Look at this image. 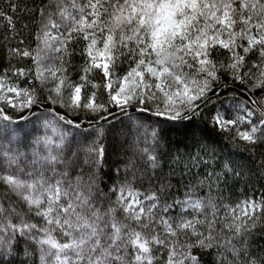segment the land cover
<instances>
[{
  "label": "snow or ice",
  "instance_id": "snow-or-ice-1",
  "mask_svg": "<svg viewBox=\"0 0 264 264\" xmlns=\"http://www.w3.org/2000/svg\"><path fill=\"white\" fill-rule=\"evenodd\" d=\"M0 264H264V0L0 5Z\"/></svg>",
  "mask_w": 264,
  "mask_h": 264
},
{
  "label": "trees",
  "instance_id": "trees-1",
  "mask_svg": "<svg viewBox=\"0 0 264 264\" xmlns=\"http://www.w3.org/2000/svg\"><path fill=\"white\" fill-rule=\"evenodd\" d=\"M4 3H6V0H0V5H3Z\"/></svg>",
  "mask_w": 264,
  "mask_h": 264
}]
</instances>
